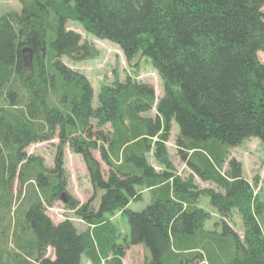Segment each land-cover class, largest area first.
<instances>
[{
    "label": "trees",
    "instance_id": "1",
    "mask_svg": "<svg viewBox=\"0 0 264 264\" xmlns=\"http://www.w3.org/2000/svg\"><path fill=\"white\" fill-rule=\"evenodd\" d=\"M19 1L20 13H0V202L11 211L15 180L32 183L36 200L2 229L0 264H125L138 245L148 253L143 264H264V194L231 156L250 138L264 144V0ZM69 21L128 61L150 60L163 96L127 76L103 84L94 106L90 79L64 61L93 53ZM173 121L186 177L168 150ZM55 139L54 168L27 155ZM66 146L87 167L94 194L86 203L67 191ZM146 194L148 205L134 211ZM203 196L220 217L212 229ZM61 199L85 230L47 214ZM116 213L128 234L112 223Z\"/></svg>",
    "mask_w": 264,
    "mask_h": 264
},
{
    "label": "rangeland",
    "instance_id": "2",
    "mask_svg": "<svg viewBox=\"0 0 264 264\" xmlns=\"http://www.w3.org/2000/svg\"><path fill=\"white\" fill-rule=\"evenodd\" d=\"M9 12H21V4L19 0H0V13L5 14ZM68 28L79 32L82 36V43L89 46L93 53L92 56L82 60H73L65 57L64 61L69 66L84 72L92 82L95 97L94 106L98 104V94L100 88L105 83H110L116 78L125 79L127 76L136 78L140 81L150 83L154 86L156 91V100L158 101L163 96L162 80L151 64L150 60L140 56L128 61L121 49L114 43L99 39L87 33L82 25L77 21H69ZM259 58L264 62V53H259ZM179 133V127L175 121L172 122V135L168 142V150L170 158L173 161L175 170L178 175L186 177L189 174L187 167L179 160L175 149V136ZM57 139L52 142L37 143L27 148L28 156L40 157L49 166L54 168L55 156L57 152ZM95 157L102 163L104 172H108V168L102 162L98 151L94 153ZM231 156L237 158L243 165L244 175L249 181L250 185L254 187L255 194H264V144L258 138H250L245 140L241 145L232 148ZM65 170L68 173L67 191L75 199L81 203H86L94 194V189L88 177V171L82 158L74 153L69 146L64 148ZM153 163H155L152 160ZM160 168V167H159ZM198 185L202 189L215 188L214 185L208 182L198 180ZM32 183L21 185L18 180H15L12 186V193H10L13 207L11 211L7 208H1L0 202V240L2 238V229L9 225L10 220L15 222L17 218L24 219L25 213L30 205L36 200ZM98 196L100 192H97ZM1 199V192H0ZM150 202L149 195L140 202H133L130 207L134 211L143 210ZM99 200L93 202V207H98ZM201 206L211 213L212 219L207 224L209 229H212L213 223L219 220V215L215 208L210 204V199L203 196L201 199ZM47 214L54 222L71 218L75 221L77 227L82 231L86 226L65 206L63 199L58 200L56 204L47 209ZM111 221L123 233H129V225L127 218L120 213H116ZM234 222V223H233ZM235 229L243 236V223L240 215L235 212L233 221ZM10 236V234H9ZM9 247L12 246L10 238L7 239ZM52 255V250H49ZM147 251L142 245L132 246L126 254L125 264H143L147 258ZM84 264H90L87 259H84Z\"/></svg>",
    "mask_w": 264,
    "mask_h": 264
},
{
    "label": "crops",
    "instance_id": "3",
    "mask_svg": "<svg viewBox=\"0 0 264 264\" xmlns=\"http://www.w3.org/2000/svg\"><path fill=\"white\" fill-rule=\"evenodd\" d=\"M58 222H60V221H56V223H58ZM139 246V245H138ZM124 263H125V259H124Z\"/></svg>",
    "mask_w": 264,
    "mask_h": 264
}]
</instances>
